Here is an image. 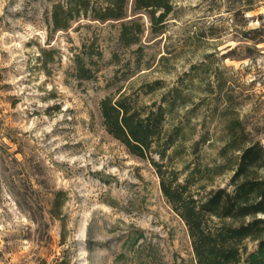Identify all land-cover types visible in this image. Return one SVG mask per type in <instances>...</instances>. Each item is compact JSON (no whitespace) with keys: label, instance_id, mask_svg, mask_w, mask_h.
<instances>
[{"label":"rangeland","instance_id":"rangeland-1","mask_svg":"<svg viewBox=\"0 0 264 264\" xmlns=\"http://www.w3.org/2000/svg\"><path fill=\"white\" fill-rule=\"evenodd\" d=\"M58 1L66 0H0V264H196L155 168L106 131L100 103L155 81L165 88L147 105L179 88L186 103L169 128L182 123L188 141L163 161L179 172L220 159L226 120L264 145V0H251L248 13L246 0H174L157 33L147 13L134 16L132 0L128 19L144 34L130 48L119 42L121 22L82 19L52 33ZM78 56L91 79L78 76Z\"/></svg>","mask_w":264,"mask_h":264},{"label":"trees","instance_id":"trees-1","mask_svg":"<svg viewBox=\"0 0 264 264\" xmlns=\"http://www.w3.org/2000/svg\"><path fill=\"white\" fill-rule=\"evenodd\" d=\"M132 0H66L53 4L49 17L52 33L70 30L82 19L99 23L121 22L119 42L125 48L139 46L143 24L129 18ZM174 0H133L134 16L147 13L154 33L163 27L173 12ZM244 13L252 11L246 0ZM157 14H159L157 16ZM141 48L137 52H140ZM90 58L99 56L94 50ZM81 79H91V71L77 57ZM163 81L145 83L138 93H117L100 103L106 131L128 152L149 160L160 179L163 195L185 223L192 241L196 264H264V145L254 140L239 119L226 120L227 139L219 160L211 165L198 160L179 172L164 160L174 161L185 149L188 133L182 123L169 128V118H176L185 105L179 88L163 92L160 102L143 103L144 98L164 90ZM223 85V84H222ZM223 97V96H222ZM229 101V96H227ZM206 142L202 137L195 148ZM159 157L161 161L156 160ZM185 173L183 181L179 176ZM229 175L225 187H216L218 179ZM66 195H54L50 214L62 218ZM256 245L249 251L248 243Z\"/></svg>","mask_w":264,"mask_h":264}]
</instances>
